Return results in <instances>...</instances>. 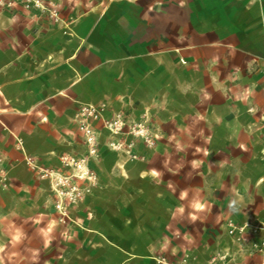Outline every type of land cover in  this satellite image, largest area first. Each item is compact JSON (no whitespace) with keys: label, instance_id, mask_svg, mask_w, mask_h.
I'll use <instances>...</instances> for the list:
<instances>
[{"label":"crops","instance_id":"crops-1","mask_svg":"<svg viewBox=\"0 0 264 264\" xmlns=\"http://www.w3.org/2000/svg\"><path fill=\"white\" fill-rule=\"evenodd\" d=\"M38 2L45 9L0 0V198L4 181L34 180L32 158L63 170L57 155L73 142L74 115L103 97V78L113 101L150 110L162 133L201 139L200 162L222 167L202 171L206 196L215 180H240L232 166L264 167V0ZM220 238L221 251L233 250L227 230ZM232 262L264 264V253Z\"/></svg>","mask_w":264,"mask_h":264},{"label":"rangeland","instance_id":"rangeland-1","mask_svg":"<svg viewBox=\"0 0 264 264\" xmlns=\"http://www.w3.org/2000/svg\"><path fill=\"white\" fill-rule=\"evenodd\" d=\"M12 2L45 9L38 0ZM102 81L103 97L80 104L74 115L73 142L57 155L63 170L32 158L34 180L4 181L0 264H233L239 254L264 253L254 248L264 230L230 232L228 225L264 222L254 213L264 207L254 194L264 167L232 166L240 180H215L220 187L206 196L202 171L222 167L200 162L207 154L193 144L201 139L162 133L150 110L134 113L135 104L125 105L123 97L116 103L110 80ZM90 104L94 114L83 111ZM174 142L173 149H159ZM226 230L234 248L221 251L217 243Z\"/></svg>","mask_w":264,"mask_h":264},{"label":"built area","instance_id":"built-area-1","mask_svg":"<svg viewBox=\"0 0 264 264\" xmlns=\"http://www.w3.org/2000/svg\"><path fill=\"white\" fill-rule=\"evenodd\" d=\"M263 74H264V70H263ZM84 110H87L89 112V114H94V111H96L98 109L90 104L87 107H84L83 111ZM87 111L83 112V114H86ZM81 127L84 128L85 125H82ZM228 225L230 227V229H229L230 232H234L235 230H238L240 233H243L247 226H250L252 232H254V233H256L259 229L264 230V222L262 223V225H260V224L249 225V223H245V224L239 226L236 223H234L232 220H230ZM239 238H241V237H239ZM254 248H255V250L264 251V237L260 241L254 242Z\"/></svg>","mask_w":264,"mask_h":264}]
</instances>
